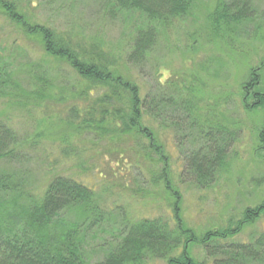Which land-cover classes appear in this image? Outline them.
<instances>
[{"label":"rangeland","instance_id":"1","mask_svg":"<svg viewBox=\"0 0 264 264\" xmlns=\"http://www.w3.org/2000/svg\"><path fill=\"white\" fill-rule=\"evenodd\" d=\"M17 1L31 23L45 24L85 44H96L109 59H116L119 70L125 71L126 66L128 74L137 78L142 96L151 90L172 94L176 106L188 109L192 105L194 118L207 113L209 119L226 125L233 137L216 183L201 189L185 180L182 171L184 156L201 146L199 127L192 125L181 141L175 137V130H162L165 167L177 196L166 194L163 184L156 181L163 163L156 167L150 164L133 140L114 143L111 137L99 139L98 131L87 132L94 135L92 138L71 131L74 127L67 125L66 119L74 126L81 122L67 110L78 89L73 72L69 66L45 56L36 43L26 38L25 42L18 40L12 25L0 14V65L7 80L0 86V122L15 133L18 146L12 158L0 159V175L34 198L41 196L56 175L75 178L91 187L92 203L85 208L74 206L58 219L79 227L68 230L77 229L79 253L86 264H99L119 233L128 228L125 223L160 219L174 229V197H178L177 213L182 225L198 238L208 229L228 226L231 217L236 221L245 208L261 202L264 160L255 150L264 112L243 111L238 97L239 86L248 82L250 69L258 67L260 58H264V0H251L261 29L250 38L249 27L238 36V43H232V50L211 43L204 28V15L215 1L196 0L195 9L186 18L165 28L164 33L160 31L152 54L140 67L123 64L135 27L140 24L137 17L111 19L102 0ZM257 73L264 91V68ZM58 93L62 97L58 98ZM183 101L188 103L183 105ZM120 149L124 156L117 152ZM0 201L1 209L6 211L17 207L12 201ZM96 214L101 216L93 223L91 218ZM263 233L264 216L226 242L252 245ZM180 249L170 256L180 253ZM188 255L197 264L215 262L199 246L189 244ZM259 256L242 264H264V254ZM142 264L167 261L148 256Z\"/></svg>","mask_w":264,"mask_h":264},{"label":"trees","instance_id":"2","mask_svg":"<svg viewBox=\"0 0 264 264\" xmlns=\"http://www.w3.org/2000/svg\"><path fill=\"white\" fill-rule=\"evenodd\" d=\"M214 1V6L204 15V28L211 43L232 50V43H238V36L249 27H252L248 33L250 38L261 29L251 0ZM195 2L102 0L109 18L122 16L131 20L137 17L140 21L123 64L144 65L157 44L160 31L164 33L165 28L186 18L195 9ZM18 4L17 0H0V14L12 25L18 40L26 38V41L36 43L45 56L69 66L77 79L75 100L67 104V110L76 114L81 122L74 126L68 119L64 121L74 127L72 132L92 138L94 135L87 132L98 131L99 139L111 137L114 143L133 140L138 152L143 153L150 164L163 163L156 181L162 183L164 192L173 197L177 196V191L165 167L162 130H175V137L181 141L191 131L192 125L197 124V138L201 146L184 156L182 171L187 178L185 180L195 182L201 189L216 183L220 169L226 165L233 140L226 125L221 126L216 120L209 119L207 113V117L194 118L192 105L188 109L179 108L174 104L172 94L151 90L142 96L137 78L128 74L126 66H123L126 72L119 70L116 59H109L110 56L100 52L96 44H85L55 32L45 24L31 23L25 17L26 11ZM257 68H264V58H260L258 67L250 69L248 82L239 86L241 94L238 98L243 111L264 112V91L260 89ZM6 82V74L0 65V86ZM56 96L62 97L61 93ZM58 98L54 99L55 102ZM188 102L183 101V105ZM188 114L191 118L186 116ZM14 134L0 122V159L12 158L17 152ZM257 146L255 151L264 160V125ZM121 150L117 152L124 156ZM45 188L41 196L34 198L25 189L13 186L8 177L0 175V200L12 201L17 206L8 211L0 207V264H86L79 253L81 241H77V229L75 232L68 230L79 227L58 219L74 206L85 208L92 203L93 190L75 178L57 175ZM177 199L174 197L172 210L176 224L174 229L160 219L125 223L128 228L119 233L114 246L109 248L99 264H142L148 256L165 259L167 264H197L188 255L189 244L204 248L206 257L213 258L214 264H242L246 259L254 260L261 258L259 254H264V233L252 245L227 243L246 225L264 216V197L257 205L245 208L240 219L234 221L231 217L228 226L208 229L199 238L182 225L177 213ZM100 216L93 215V223H97ZM179 248H182L180 253L171 257V253ZM219 255L222 258L218 260Z\"/></svg>","mask_w":264,"mask_h":264}]
</instances>
